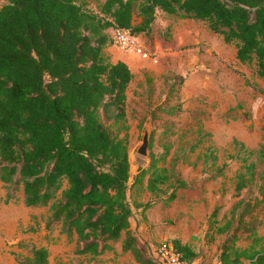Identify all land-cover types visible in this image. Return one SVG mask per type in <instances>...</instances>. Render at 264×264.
Returning a JSON list of instances; mask_svg holds the SVG:
<instances>
[{"label":"trees","instance_id":"16d2710c","mask_svg":"<svg viewBox=\"0 0 264 264\" xmlns=\"http://www.w3.org/2000/svg\"><path fill=\"white\" fill-rule=\"evenodd\" d=\"M158 9L203 21L234 44L239 62L253 63L264 78V0H7L0 6V181L8 189L20 187L25 205L49 204L45 226L57 222L61 232L75 236L80 255L102 253L124 231L122 250L140 264H161L130 230L128 189L141 185L146 175L145 188L160 191L171 174L149 153L148 165L130 183L126 99L133 73L106 52L115 27L137 37L151 35ZM172 97L150 112L176 115ZM262 129L257 148L239 144L234 190L254 183L256 192L237 200L230 216L215 226L217 233H226L220 264L243 259L264 264V243L257 234L262 220L245 219L264 205ZM203 155L215 164L214 148ZM239 231L250 237L247 246L236 245ZM172 243L193 260L196 253L188 244ZM29 252L21 264H47L45 248L33 246Z\"/></svg>","mask_w":264,"mask_h":264},{"label":"rangeland","instance_id":"374dc122","mask_svg":"<svg viewBox=\"0 0 264 264\" xmlns=\"http://www.w3.org/2000/svg\"><path fill=\"white\" fill-rule=\"evenodd\" d=\"M6 1L0 0V6ZM137 41L148 57L114 44L133 59L126 99L130 183L149 163V154L136 153L146 126L149 153L171 175L160 191L145 188L146 175L141 185L129 187L130 230L145 253L162 240L178 239L195 251V262L218 264L226 233H217L215 226L230 216L237 200L256 192L254 183L235 192L241 165L236 154L240 143L255 149L262 141L264 78L255 73L253 63L237 60L233 43H225L198 19L158 9L153 32L138 36ZM166 96H173L170 105L178 104V113L150 112ZM209 147L217 155L215 164L204 159ZM9 186L0 181V264H21L33 246L47 250V264H140L129 250H122L124 231L100 254H77L75 236L61 232L57 222L45 226L49 204L25 205L20 187ZM6 188L12 189L8 200ZM251 217L262 220L257 234L264 243V205L245 219ZM239 233L236 245L247 246V232ZM242 264L251 263L243 259Z\"/></svg>","mask_w":264,"mask_h":264},{"label":"built area","instance_id":"2783aa9c","mask_svg":"<svg viewBox=\"0 0 264 264\" xmlns=\"http://www.w3.org/2000/svg\"><path fill=\"white\" fill-rule=\"evenodd\" d=\"M113 44L120 49H131L138 51L143 57H148L137 41V36L132 35L127 29L115 27L111 30ZM151 254L161 264H201L194 260H188L182 257L181 253L176 250L173 243L168 240H162L152 249Z\"/></svg>","mask_w":264,"mask_h":264},{"label":"crops","instance_id":"0c3cea01","mask_svg":"<svg viewBox=\"0 0 264 264\" xmlns=\"http://www.w3.org/2000/svg\"><path fill=\"white\" fill-rule=\"evenodd\" d=\"M106 52L109 55L111 61L122 60V61H124V62H126L128 64V66L130 67V69L132 71V66L131 65L133 64V61H132L133 59L127 53H123L120 50H118L117 48H115L113 43L106 47ZM132 73H133V71H132ZM131 83H132V80L130 81L129 85ZM129 85H128V87H129ZM218 264H220V263H218Z\"/></svg>","mask_w":264,"mask_h":264},{"label":"water","instance_id":"95a60500","mask_svg":"<svg viewBox=\"0 0 264 264\" xmlns=\"http://www.w3.org/2000/svg\"><path fill=\"white\" fill-rule=\"evenodd\" d=\"M149 128L146 126L141 136V142L136 148V153L141 157H147L149 154Z\"/></svg>","mask_w":264,"mask_h":264}]
</instances>
